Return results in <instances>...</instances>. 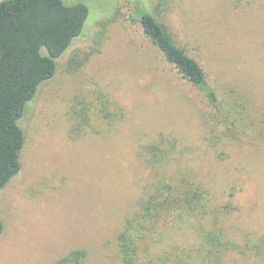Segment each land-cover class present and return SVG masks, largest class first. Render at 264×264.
I'll return each mask as SVG.
<instances>
[{"label":"rangeland","instance_id":"374dc122","mask_svg":"<svg viewBox=\"0 0 264 264\" xmlns=\"http://www.w3.org/2000/svg\"><path fill=\"white\" fill-rule=\"evenodd\" d=\"M63 1L89 14L19 120L27 143L0 190V264H56L75 249L82 264H124L126 217L156 181L185 180L238 245L218 264H264V0ZM137 4L200 63L215 105L144 33ZM153 146L166 155L155 165ZM193 220L160 228L156 244L196 256Z\"/></svg>","mask_w":264,"mask_h":264},{"label":"trees","instance_id":"16d2710c","mask_svg":"<svg viewBox=\"0 0 264 264\" xmlns=\"http://www.w3.org/2000/svg\"><path fill=\"white\" fill-rule=\"evenodd\" d=\"M132 12L166 60L215 105L217 92L200 63L177 44L166 25L146 6L137 4ZM88 14L84 3L68 4L63 0L0 2V190L14 180L23 166L27 142L19 120L44 82L55 76L57 59L81 35ZM149 148L151 164H158L166 157L158 147ZM207 194L206 189L186 180L179 184L153 183L118 233L117 246L123 263L218 264L230 250L239 249L220 225L219 217H208ZM193 219L197 220L195 227L198 226L204 246L196 256L185 247L156 244L160 240V228L167 225L177 228L186 221L193 225ZM3 231L0 219V236ZM86 257L85 249H75L56 264H82Z\"/></svg>","mask_w":264,"mask_h":264}]
</instances>
